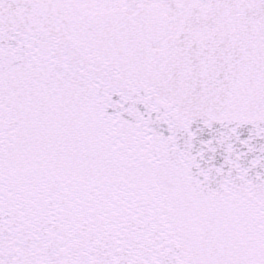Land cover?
<instances>
[{
	"label": "snow or ice",
	"instance_id": "6c2138e0",
	"mask_svg": "<svg viewBox=\"0 0 264 264\" xmlns=\"http://www.w3.org/2000/svg\"><path fill=\"white\" fill-rule=\"evenodd\" d=\"M0 264H264V0H0Z\"/></svg>",
	"mask_w": 264,
	"mask_h": 264
},
{
	"label": "water",
	"instance_id": "95a60500",
	"mask_svg": "<svg viewBox=\"0 0 264 264\" xmlns=\"http://www.w3.org/2000/svg\"><path fill=\"white\" fill-rule=\"evenodd\" d=\"M248 133H249V129L248 128H245V129H242V136H241V139H247L248 138ZM257 143V147H259V144L260 143H262V142H256ZM253 158V156L252 155H250L249 157H248V159L250 160V159H252Z\"/></svg>",
	"mask_w": 264,
	"mask_h": 264
}]
</instances>
